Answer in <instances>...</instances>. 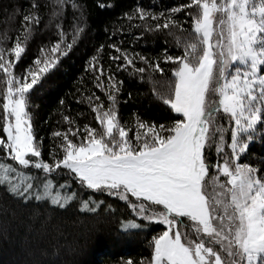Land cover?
<instances>
[{
    "label": "snow or ice",
    "instance_id": "6c2138e0",
    "mask_svg": "<svg viewBox=\"0 0 264 264\" xmlns=\"http://www.w3.org/2000/svg\"><path fill=\"white\" fill-rule=\"evenodd\" d=\"M182 7L191 9L186 15L192 31L184 38L183 55L166 57V63L176 64L175 79L160 93L179 118L168 126L138 121L143 133L137 130L129 137L130 129L121 124L111 95L107 110L102 104L93 108L99 132L85 125L77 136L80 129H69L76 142L68 132L54 134L62 137L63 155L51 162L42 157L29 112L31 91L49 64L45 61L22 82L13 69L26 47L17 38L7 52L0 48V72L7 77L6 94L0 97V153L10 161L0 163V186L25 200H50L66 207L76 194L61 196L55 189L64 186L49 177L67 170L88 189L125 200L131 194L149 208L162 206L158 220L168 229L154 239L150 264H264V171L239 162L264 127V0H189ZM21 20L22 28L39 24L32 15ZM170 22L155 28L168 29ZM30 35L29 27L25 41ZM59 48L57 41L52 53ZM122 55L126 65H133ZM34 63L40 65V58ZM151 66L163 74L159 62ZM99 73L104 74L102 67ZM218 116L230 128L231 151L212 165L206 162V145L219 141L223 152L225 144ZM209 169L216 175L210 176ZM83 207L94 210L87 201ZM133 207L144 211L145 203Z\"/></svg>",
    "mask_w": 264,
    "mask_h": 264
},
{
    "label": "trees",
    "instance_id": "16d2710c",
    "mask_svg": "<svg viewBox=\"0 0 264 264\" xmlns=\"http://www.w3.org/2000/svg\"><path fill=\"white\" fill-rule=\"evenodd\" d=\"M188 2L0 0V48L7 52L17 38L26 47L13 69L22 82L26 74L37 71L34 61L41 60L45 53L53 54L51 49L60 41L59 51L53 55L55 66L50 65L39 77L30 94L33 133L45 160L51 162L63 155V140L54 135L56 132L78 128L77 136H82L85 125L99 132L93 108L102 104L107 110L111 95H115L121 124L130 129L129 137L137 130L144 131L137 128L138 121L168 126L179 118L163 103L160 93L175 79L176 64L166 63V57L183 55L184 38L192 31V20L186 15L191 9L182 7ZM23 15L36 17L38 26L34 23L22 28ZM153 16L157 19L153 20ZM166 20L174 23L170 22L168 29L156 30L155 25ZM29 27L31 35L25 41ZM69 44L71 47H67ZM122 53L133 60V65L125 64ZM117 56L121 59H111ZM156 62L163 74L151 66ZM101 67L103 75L99 73ZM137 68L146 70L140 73ZM6 80L0 72V97L6 94ZM218 118L223 125L221 132L226 133L225 144L223 152L217 147L219 141L206 145V162L212 165L222 162L231 151L227 146L230 128L223 118ZM257 132L258 140L248 146L239 162L264 171V127ZM68 137L76 142L71 132ZM8 162L0 153V163ZM215 173V169H209L210 176ZM49 178L55 185L64 186L55 189L61 196L76 194L66 207L50 200H25L0 186V264H150L154 239L167 228L134 213L132 203H145L147 207V202L88 189L67 170ZM85 201L94 210L84 208ZM150 208L163 211L162 206ZM128 222L138 223L141 228L123 230Z\"/></svg>",
    "mask_w": 264,
    "mask_h": 264
},
{
    "label": "rangeland",
    "instance_id": "374dc122",
    "mask_svg": "<svg viewBox=\"0 0 264 264\" xmlns=\"http://www.w3.org/2000/svg\"><path fill=\"white\" fill-rule=\"evenodd\" d=\"M218 2H219V0H218ZM216 26L214 25V28H215ZM47 28V27H46ZM48 29V28H47ZM216 39V37H215V33L213 34V40H215ZM52 53V52H51ZM53 55H54V53L53 54H51V55H49L48 53L46 54L45 53V55H43V57H42V59H41V64L40 65H35V67H36V70L38 71V69H39V67H42V66H44V63H45V61H47L48 62V64H49V68H51L50 67V65L52 64V63H54V61H53ZM44 73H41L40 74V76L41 75H43ZM28 78H29V81L28 82H30L31 81V76H28ZM177 114V113H176ZM179 115V114H178ZM210 131H211V129H210ZM143 133V132H142ZM222 134L224 135V138H225V131H222ZM260 133L259 132H257V134L255 135V137H254V139L252 140V141H250L249 142V145L250 144H252L253 142H255V141H257L258 140V136H260L259 135ZM218 144H219V142H218ZM224 146V144L222 145V147ZM247 150V149H246ZM245 153V152H244ZM243 153V154H244ZM242 154V155H243ZM225 157V156H224ZM233 163H235V161H233ZM214 175H216V173L214 174ZM207 179V178H206ZM219 179L221 180V181H223L224 180V177L223 176H220L219 177ZM213 182L212 181H210V184H212ZM211 190V189H210ZM217 191H219V189L217 188ZM62 195V194H61ZM131 196V194H128V198ZM139 204H141V203H132V208H133V210H134V213L139 217V218H141V219H144V220H146L147 222H150V223H160V224H162V225H164L167 229H168V225H166V224H164V223H161V222H159V220H158V215H159V213H160V211H158L157 209H153V208H149V207H145V210L144 211H141L138 207H133V205H139ZM147 217H152V218H147ZM133 225H139L138 227H133ZM139 228H141V226H140V224H138V223H135V222H128V223H125L124 225H123V230H131V229H139ZM166 229V230H167ZM190 230V229H189ZM193 237H195V236H193ZM154 255V254H153Z\"/></svg>",
    "mask_w": 264,
    "mask_h": 264
}]
</instances>
